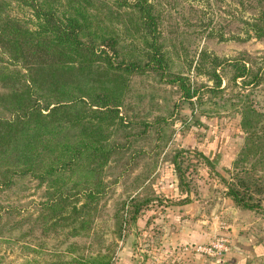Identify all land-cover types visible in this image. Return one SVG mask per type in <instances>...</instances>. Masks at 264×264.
<instances>
[{
    "label": "trees",
    "instance_id": "1",
    "mask_svg": "<svg viewBox=\"0 0 264 264\" xmlns=\"http://www.w3.org/2000/svg\"><path fill=\"white\" fill-rule=\"evenodd\" d=\"M231 4L235 16L248 11L241 21L245 38L264 42V0ZM15 7L29 10L31 18L14 15ZM163 13L155 0H0V193L24 179L42 186L35 218L44 230L65 226L76 236L90 228L108 189L104 170L127 156L133 134L119 115L126 81L144 72L175 86L190 104L232 102L243 138L223 168L230 173L224 195L240 209L263 208L264 117L248 92L264 82V58L255 63L201 52L193 69L206 82L190 79L170 69L160 41ZM231 85L237 89L224 99ZM171 163L180 187L184 177L175 159ZM136 200L132 219L139 213ZM104 258L96 264H107Z\"/></svg>",
    "mask_w": 264,
    "mask_h": 264
},
{
    "label": "rangeland",
    "instance_id": "2",
    "mask_svg": "<svg viewBox=\"0 0 264 264\" xmlns=\"http://www.w3.org/2000/svg\"><path fill=\"white\" fill-rule=\"evenodd\" d=\"M155 1L165 10L160 41L167 45L171 70L180 69L190 79L206 82L193 69L201 52L223 59L248 57L255 63L264 58V42L245 38L242 30L241 21L248 16V11H240L235 16L238 10L231 0ZM12 10L17 17L31 18L25 8ZM126 84L119 115L127 121L133 134L127 156L110 162L104 170L108 189L99 201L90 228L76 236H68L65 226L44 230L35 218L39 202L43 201V187L34 180L24 179L21 185L0 193V264H79L80 261L96 264L102 257L107 264H123L124 259L134 264L157 262L154 258L144 262L147 255L143 249L147 247V239L153 243L159 241L160 231L156 227L167 224L161 216L178 215L177 221L181 217L177 210L197 199L202 205L201 212L210 215L209 219L216 225L208 240L197 244L208 245L216 239H226L230 244L228 231L232 226L227 214L219 211L211 215L212 204H208L210 200L216 202V196L229 200L224 195L223 181L229 180L230 173L223 168L229 163V155L242 144L243 133L239 128L240 115L226 98L237 88L228 87L223 93L226 100L217 99V104L212 106L204 101L193 100L190 104L180 99L175 86L152 72L130 75ZM248 99L264 117V82L248 92ZM199 147L211 158L215 150L219 151L218 161L205 163L193 152ZM173 159L184 177L180 187L171 163ZM171 174L178 196L165 198L159 184L170 185ZM160 178L168 180L160 183ZM132 196L139 206L134 219L130 217ZM151 209L156 212H151L145 221V226L151 227L141 232L136 226L137 218ZM199 218L206 219L202 214ZM245 219L256 221V216Z\"/></svg>",
    "mask_w": 264,
    "mask_h": 264
},
{
    "label": "crops",
    "instance_id": "3",
    "mask_svg": "<svg viewBox=\"0 0 264 264\" xmlns=\"http://www.w3.org/2000/svg\"><path fill=\"white\" fill-rule=\"evenodd\" d=\"M195 150L202 152L211 162L218 161L217 154L219 151L217 150L214 151L213 158H211V155L207 151L206 153L203 152L200 147L198 150ZM235 151L236 149L233 154ZM233 154L229 155V160ZM169 179L170 185L161 186L159 184L161 195L165 198L178 196V188L173 183L174 178H172V174ZM159 180L161 183V181L168 180V178H160ZM184 195L190 200L189 195ZM216 199V202L210 200V204H208V206L212 204L211 209H209L210 214L212 215L214 212L219 211L220 214H227L232 226L228 231L230 244L226 252L216 257H209L192 250L193 244L205 242L216 230L215 222L209 219L210 215H204L201 212L202 205L198 202L199 199H197L189 206L186 204L183 208L180 207L177 210V213L181 216L177 221L178 215L166 213V215L161 216L162 219L167 221V224L168 222L170 224L168 226L165 224L156 227L160 231L157 243H153L152 239L146 240L148 242L146 243L147 247L143 251L147 256L144 262H149L154 258L159 264H264V207L263 210L259 209L257 211L243 210L231 204L229 200L226 201L225 198L216 196ZM154 210L151 209L150 212L146 211L144 215H140L137 218L136 226L139 227L137 229L141 232L145 233L150 229V225L145 226V221L150 217L151 212L155 214L156 209ZM201 214L206 219L201 220L199 218ZM254 215L256 216V221L245 219ZM155 222L157 221L155 220ZM122 261L123 264H134L130 259Z\"/></svg>",
    "mask_w": 264,
    "mask_h": 264
},
{
    "label": "built area",
    "instance_id": "4",
    "mask_svg": "<svg viewBox=\"0 0 264 264\" xmlns=\"http://www.w3.org/2000/svg\"><path fill=\"white\" fill-rule=\"evenodd\" d=\"M229 249V245L227 244V240L225 239H216L215 241L210 242L208 245H200L196 244L192 246V250L196 253L209 256L216 257L221 253L226 252ZM149 264H159L157 262H152Z\"/></svg>",
    "mask_w": 264,
    "mask_h": 264
}]
</instances>
